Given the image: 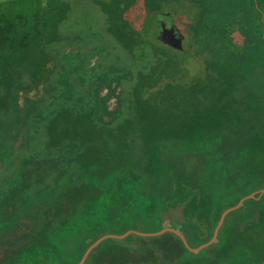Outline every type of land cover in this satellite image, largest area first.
Instances as JSON below:
<instances>
[{"label": "trees", "instance_id": "1", "mask_svg": "<svg viewBox=\"0 0 264 264\" xmlns=\"http://www.w3.org/2000/svg\"><path fill=\"white\" fill-rule=\"evenodd\" d=\"M94 2L108 17L110 58L63 33L64 0L0 4V264H76L101 235L155 220L195 247L225 208L264 188V0ZM138 3L146 27L170 23L177 7L200 63L184 46L169 56L136 27L128 13ZM184 69L196 80L175 134L138 109L122 115V84L148 91ZM160 236L179 250L164 264H264V193L229 212L196 253Z\"/></svg>", "mask_w": 264, "mask_h": 264}, {"label": "rangeland", "instance_id": "2", "mask_svg": "<svg viewBox=\"0 0 264 264\" xmlns=\"http://www.w3.org/2000/svg\"><path fill=\"white\" fill-rule=\"evenodd\" d=\"M9 0H1L0 4H6ZM16 1V0H12ZM66 9L64 20L59 24L63 33L68 35L78 34L79 43L82 48H104L105 57L112 55V39L108 33L105 32L108 25V17L102 11L101 7L94 2V0H64ZM109 1V0H103ZM24 0H18V6L21 7ZM48 0H46V3ZM51 2V1H50ZM50 5V4H49ZM172 21L162 22L168 35L171 33V27L177 26L180 31L185 35V30L182 29L177 16V7H171ZM168 11V10H166ZM177 13V14H176ZM129 18L131 22L138 27L143 33H146L149 37L153 38L155 42L162 45L160 38L164 36L161 29H157L159 25L154 24L143 26L144 9L140 3L135 5L129 11ZM168 14V12H165ZM169 20V18L167 17ZM146 24V23H145ZM175 24V25H174ZM163 29V28H162ZM163 34V35H162ZM159 35V36H158ZM159 37V38H158ZM182 45L188 53H190L194 60L200 63V59L192 55L191 50L185 44V37ZM168 47V46H167ZM69 48V47H68ZM120 46H117V50L121 55L122 51ZM121 50H123L121 48ZM166 53L171 56L172 52L176 50L168 47ZM85 54V50L82 52ZM99 54V52H98ZM110 58V57H109ZM96 56L91 58V62H95ZM122 64L128 63L127 57L122 54ZM165 65V62H162ZM140 65H136L139 68ZM185 71V69H184ZM196 80L195 73L189 71L184 72V77L176 80L174 78H161L150 90L147 91L146 86L142 83L136 82L122 84V92L124 98V108L122 111L123 116H136L140 111L145 115L144 121L148 122V125H152V122H157V129L161 135L165 134L170 136L176 133V114L181 119V105L185 99L190 98L192 92V86ZM137 84V85H136ZM104 91V89L102 90ZM142 94V95H140ZM140 95L144 99L143 107H138L135 102V97ZM114 100L109 101V105L113 106ZM177 106V107H176ZM138 109V112H137ZM148 128V127H147ZM174 130V131H173ZM172 132V133H171ZM240 189H233L229 191L225 196L226 200H232L239 194ZM175 221V220H174ZM174 221H171L174 222ZM158 221H152L147 225L146 229L139 230L144 232H155ZM142 227V228H143ZM138 230V229H136ZM163 234V233H162ZM161 235V234H160ZM141 236V235H140ZM156 236V237H155ZM145 236L139 237H127L121 239H105L94 250L91 256V263L93 264H164V260L167 256L174 257L179 252L176 240L167 236ZM176 261V257H175ZM176 264V262H175Z\"/></svg>", "mask_w": 264, "mask_h": 264}, {"label": "water", "instance_id": "3", "mask_svg": "<svg viewBox=\"0 0 264 264\" xmlns=\"http://www.w3.org/2000/svg\"><path fill=\"white\" fill-rule=\"evenodd\" d=\"M157 29H161L162 33H164V36L162 38H160L161 43L163 45L169 46V47H171L173 49H177V50H181L183 48L182 42L184 39V34L180 31V29L176 25L171 27V33H169L168 35L165 34L167 32V30L164 27H162V25L159 26ZM263 193H264V188H261L257 191H253V192H251L245 196H242L237 201L236 204L225 208L219 215L218 221L216 222V224L213 228L211 237L206 242L201 243L195 247H192L188 244L185 236L183 235V233L180 230H178L172 226H169V225H167V226H165V227H163V228H161L155 232H144V231H139L136 229H128L124 233H121V234L107 233V234H104V235H101L100 237H98L90 245H88V247L85 249L84 253L82 254L81 258L79 259V261L76 264H83L85 262L87 256H88V254L90 253V251L93 250L97 245H99L103 240H105L107 238H116V239L125 238L126 236H128L131 233L136 234V235H141V236H155V235H160L164 232L169 231V232L176 234L181 239L182 243L184 244V246L186 247V249L188 251H190L192 253H196V252L200 251L201 249L211 245L213 242H215V240L217 238L218 231H219V229H220V227L224 221V218L226 217V215L229 212H231L235 209H238L243 204V202L247 199H250V198L258 199Z\"/></svg>", "mask_w": 264, "mask_h": 264}, {"label": "flooded vegetation", "instance_id": "4", "mask_svg": "<svg viewBox=\"0 0 264 264\" xmlns=\"http://www.w3.org/2000/svg\"><path fill=\"white\" fill-rule=\"evenodd\" d=\"M41 2H42L43 4H45L46 0H41Z\"/></svg>", "mask_w": 264, "mask_h": 264}]
</instances>
